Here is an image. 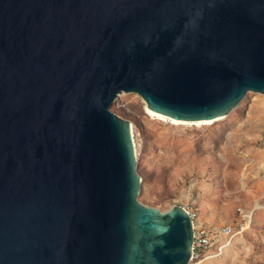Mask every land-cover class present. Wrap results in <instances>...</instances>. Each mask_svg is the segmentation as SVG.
Wrapping results in <instances>:
<instances>
[{
  "label": "water",
  "instance_id": "obj_1",
  "mask_svg": "<svg viewBox=\"0 0 264 264\" xmlns=\"http://www.w3.org/2000/svg\"><path fill=\"white\" fill-rule=\"evenodd\" d=\"M264 95V0H0V264H188L181 206L138 200L137 94L181 121Z\"/></svg>",
  "mask_w": 264,
  "mask_h": 264
},
{
  "label": "rangeland",
  "instance_id": "obj_2",
  "mask_svg": "<svg viewBox=\"0 0 264 264\" xmlns=\"http://www.w3.org/2000/svg\"><path fill=\"white\" fill-rule=\"evenodd\" d=\"M146 107L121 93L110 108L133 126L139 202L166 211L189 200L205 220L232 224L230 245L206 264H264V95L249 92L202 125H175Z\"/></svg>",
  "mask_w": 264,
  "mask_h": 264
},
{
  "label": "built area",
  "instance_id": "obj_3",
  "mask_svg": "<svg viewBox=\"0 0 264 264\" xmlns=\"http://www.w3.org/2000/svg\"><path fill=\"white\" fill-rule=\"evenodd\" d=\"M188 214L192 227L191 254L188 264H206L223 255L235 236L229 223L205 220L197 203L186 201L180 205Z\"/></svg>",
  "mask_w": 264,
  "mask_h": 264
},
{
  "label": "bare ground",
  "instance_id": "obj_4",
  "mask_svg": "<svg viewBox=\"0 0 264 264\" xmlns=\"http://www.w3.org/2000/svg\"><path fill=\"white\" fill-rule=\"evenodd\" d=\"M147 111H148V113L150 115H152V116L155 115L159 119L162 118L164 120H169L172 124H175V125H202V124H211L213 122H216V121L221 120L222 118H224L223 116H218V117H215L213 119L199 120V121H195V122L194 121H181V120H175V119L166 117V116H164L162 114H159V113H155V112L149 110L148 108H147ZM131 131H132V135H133V126H132V124H131ZM134 144H135V142H134ZM135 151H136V145H135Z\"/></svg>",
  "mask_w": 264,
  "mask_h": 264
}]
</instances>
